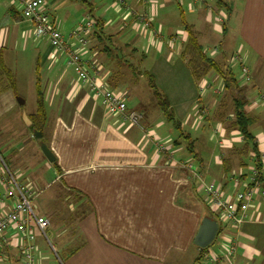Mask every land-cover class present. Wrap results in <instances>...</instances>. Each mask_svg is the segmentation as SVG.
Masks as SVG:
<instances>
[{
  "label": "crops",
  "instance_id": "1",
  "mask_svg": "<svg viewBox=\"0 0 264 264\" xmlns=\"http://www.w3.org/2000/svg\"><path fill=\"white\" fill-rule=\"evenodd\" d=\"M217 1H84L90 11L93 7L100 8L98 16L92 18L102 23L99 38L110 36V44L123 39L118 50L135 49L143 53L142 64L147 61L144 52L154 54L159 61L156 71L147 72L153 76L169 105V95L162 90L164 82L174 85L170 77L177 70L190 75V100L198 104L197 119L214 123L217 135L221 137L225 132L231 139L224 138L222 145L218 142V147H222L219 150L195 145L189 150L187 143L184 147L180 141L164 140L157 118L138 111L143 103L141 94L134 93L138 79L125 68L116 69L114 58L109 59L103 53L106 40L101 41L91 34L84 57L100 68L98 81L101 84L124 94L127 111L141 115L142 128L119 116L107 115L100 100L89 94L72 69L64 64L62 56L55 55L47 39L34 36L33 26L22 17L20 5L13 0H0V52L6 66L14 73L9 66L13 56L30 54L25 52L29 47L40 50L35 54L34 90L37 70L46 111L42 139L59 169L58 172L54 162H47L42 155L40 140L37 149L43 161L36 165L30 177L22 179L21 176L22 180L17 181L3 159L18 184L35 194L37 215L49 221L46 231L54 245L43 243L45 236L32 228L36 264H264V196L256 195L247 218L233 227L207 206L201 188V182H213L224 196L232 199L236 192L243 190L244 184L243 178L235 182L233 177L248 173L239 166L235 169V158H231L228 168L222 164L229 149L240 147L242 139L238 133L227 131L226 122L232 117L230 109L226 111L228 119L224 123L217 119L219 102L225 94L221 79L210 73L196 82L180 57L187 39L186 26L196 33L207 57L235 76L238 89L229 98L240 99L244 112L253 119L264 189V101L260 99L264 100V0H221L223 7L219 9ZM44 10L62 36L74 43L69 35L82 21L68 22L65 14L67 17L70 14L68 10L64 12L61 0H44ZM176 10L182 30L176 26ZM139 14L148 16V28L137 21ZM87 16L92 17L91 13ZM118 16L121 19L115 22L113 18ZM182 33L185 41L177 47ZM236 54L248 70L249 83L242 80L240 62L231 61ZM176 59L178 68L173 65ZM117 70L119 75L115 74ZM110 76L114 80L108 84ZM189 83L187 81V85ZM16 97L10 90L0 93V122L3 121L0 131L11 133L16 143L11 150L18 154L22 146L30 143L32 132L23 125ZM132 102H136L137 107L132 106ZM211 118L215 120L208 121ZM197 119L192 131L205 123L201 120L199 124ZM22 127L26 133L21 132ZM16 165L18 169L21 161ZM16 173L19 176V172ZM11 205L10 201H5L1 213L9 211ZM204 218L217 223L219 241L214 249H208L211 243L196 263L200 248L193 241ZM6 237L9 243H0V264H21L13 236ZM232 239L236 242L234 255L223 258Z\"/></svg>",
  "mask_w": 264,
  "mask_h": 264
},
{
  "label": "built area",
  "instance_id": "2",
  "mask_svg": "<svg viewBox=\"0 0 264 264\" xmlns=\"http://www.w3.org/2000/svg\"><path fill=\"white\" fill-rule=\"evenodd\" d=\"M21 7L22 17L33 26L36 38H45L55 55L62 56L64 64L71 68L77 80L87 88L92 97L101 102L105 113L110 116H119L126 119L132 125L142 128L141 115L137 112H128L124 102V94L110 90L98 81L100 68L93 62L85 59V50L94 30L95 23L87 17L77 30L69 35L74 43L65 39L57 26L53 23L48 13L44 10V0H13ZM197 1V0H194ZM123 5V1L120 2ZM145 28L150 26V20L146 14L136 16ZM231 61L240 62L241 77L244 83H249L251 78L248 70L242 65L239 55L232 56ZM264 101L263 98H260ZM200 180V178H198ZM239 182V177H233ZM261 169L252 165L243 180V190L236 192L233 198L223 195L220 188L213 182H201V188L206 204L210 209L219 213L221 218L233 227L239 226L246 218L247 212L256 195L264 196L262 188ZM32 192L25 186L18 184L10 174L6 165L0 159V243L7 244V235L13 236V243L20 253L21 264H36V239L32 228L42 236L49 226V221L36 215L31 207L30 197ZM5 201L12 203L9 211L1 213ZM236 242L230 240L226 246L223 258H231L234 255Z\"/></svg>",
  "mask_w": 264,
  "mask_h": 264
},
{
  "label": "rangeland",
  "instance_id": "3",
  "mask_svg": "<svg viewBox=\"0 0 264 264\" xmlns=\"http://www.w3.org/2000/svg\"><path fill=\"white\" fill-rule=\"evenodd\" d=\"M84 1L85 0H61L62 5L64 6V12L68 10L70 14L68 17L65 14V19H68V22L75 21V23H79L80 21H82V23H84L87 17H89L87 16L88 13H91L92 15L91 19L98 16L97 11L100 8L96 9L93 7L92 11H90L89 5L84 4ZM175 13H176L175 18L178 23V25L176 24V26L180 30H182L183 25L180 22L179 13L177 10L175 11ZM119 18L121 19L120 16L115 17L113 19L115 20V22H117ZM122 40L123 39H120V40L118 39L117 41L112 42L111 44L104 42L103 46L108 47L111 50L113 54L112 57L119 63L131 64L134 67H138L139 63L137 61L140 59L139 58L140 54H143V53L138 52L134 56H131V57L126 56L125 53L123 52H127V51L118 50V47L121 45L120 42ZM184 41H185V37L183 36V33H182L181 41H178L176 43V46L178 47L182 45ZM25 52H30V54H26L23 57H21L19 53L17 54L15 53L16 56H13V58L9 60V66L11 67L12 70H14V73L16 74V77H17L16 81H17L18 97L24 101V105L21 106L20 110L21 112H25V114L27 115L35 111V93H34V80H35L34 67H35V60H36L35 54L40 52V50H32L31 47H29V50ZM120 52H122V54ZM144 53L147 56V61L144 62V64H141L140 69L146 70V71L148 70L156 71V66L158 65L159 61H157L156 57L151 52H150L151 54H147L148 52H144ZM173 65H175L176 68L179 67L178 59L175 60ZM157 75L160 79V74H158V72H157ZM170 78L174 82V85L171 83L164 82L165 88H163L164 87L163 86L162 90L164 91V93H167L169 95L168 97L170 99V106L172 108L174 118L176 121L181 123L182 130L190 134L192 140L195 141L194 145L197 148L201 146H205L211 149L216 148V150H219L220 148H222V147L220 148L218 147V142H221L220 145H222L223 143L222 141H224V138L225 140H230L231 138H229L225 132H222L223 136L225 135L224 137L223 136L220 137L219 135H217V126L214 123L208 124L209 122L207 123L204 119H201V118L197 119L198 114L196 113V111L198 110V104L195 103L194 100L193 101L190 100V90L189 89L192 86V79L190 75L187 72L185 74V72L182 71L181 73L177 70ZM187 81L190 82L188 85H187ZM218 84H219V81H218ZM137 86L138 88L134 90V93L137 96H140L141 94V99L143 102L138 106L137 108L138 111H140L143 115H147L148 117H152L154 119L157 118L158 123L162 127L161 131L163 132L164 140L180 141V145L185 147L186 142L184 140L179 139L178 132L174 130L173 127L165 121L164 117H162V113L158 109L149 89L146 86V82L143 78H138ZM131 104L132 106L137 107L136 102H132ZM229 109L230 110L228 112L230 113L231 106ZM195 119H197V121L199 120V124L201 120L205 123L203 126L201 124V128H196L195 131H192V125ZM213 120L215 119L214 118L208 119V121H213ZM2 125H3V121L0 122V126ZM249 130L252 135L255 134L256 130L254 126L250 127ZM21 132L26 133L27 130L22 127ZM13 140L14 139L11 138L10 132L0 131V159L2 161L5 160L8 166V169L11 171L13 176L16 177L17 181L20 182L26 176L30 177L31 172H33L34 174L35 169H37L36 165L43 161V156L41 155L40 151L37 149V146L39 143L38 140L34 139L33 137L31 138L30 143L25 145L24 148L22 146L21 148L22 152L18 154H16L15 152H12L11 150V148H13L16 145V143ZM233 148H236V147L233 146L231 149ZM231 149H229V152ZM18 161H21V165L18 169H16L15 166H17L16 163ZM234 162H235L234 167L236 169V167L239 166V161L236 158ZM245 163L247 164V167L245 168V172L248 173V170L250 168V165H249L250 162L246 160ZM16 171L19 172V176L16 173ZM21 176H22V179L20 178ZM19 178L21 180H19ZM203 199H204V196H203ZM30 202H31V207L34 213L37 215L38 213L37 208H36L37 203H36L35 194L33 193V191H32V196L30 197ZM39 236L41 235L39 234ZM45 238H46V242L43 241V243H45L47 246L54 245V240L51 238L49 231H46ZM218 241H219V238L217 235L208 249H214ZM193 260L194 258L192 259V262ZM55 264L57 263L55 262Z\"/></svg>",
  "mask_w": 264,
  "mask_h": 264
},
{
  "label": "trees",
  "instance_id": "4",
  "mask_svg": "<svg viewBox=\"0 0 264 264\" xmlns=\"http://www.w3.org/2000/svg\"><path fill=\"white\" fill-rule=\"evenodd\" d=\"M223 4L221 0L217 1V8H222ZM95 23L94 30L92 32L93 35L98 37L99 40L108 43L111 40L110 36H105L104 39L99 38L102 35V23L99 19L93 20ZM187 32V39L184 45V48L180 54L181 59L186 63L191 76L196 82H200L202 79L207 77L210 73L216 74L222 81L223 89H224V96L221 98L219 102V106L217 109V119L218 121L224 123L228 119L227 109L231 106V114L232 117L229 121H227V131L231 132L234 131L238 133L242 139V145L239 148H233L230 150L229 155L227 158L223 159L222 164L226 168L231 163V158H237L239 161V167L244 169L247 167L245 163L248 160L252 165L256 168L261 169V161H260V153L258 151L257 145L255 144L254 136L250 133V127L253 125V119L250 118L244 112V104L243 102L238 99L237 97L229 98L230 94L238 89L237 81L232 71L229 69H223L218 63H216L211 58L207 57L205 52L202 51V47L199 45L197 40L196 33L192 30L191 27L186 26ZM100 34V35H99ZM101 37V36H100ZM105 47V46H104ZM129 49L128 47H126ZM109 48L105 47L103 53L107 54L109 59H112V52H108ZM110 51V50H109ZM122 54V52H120ZM126 56L131 57L136 55L138 52L135 49H130L129 52H123ZM138 67H134L131 64H122L118 61L114 60L116 65V69L125 68L135 80L138 78H143L146 82V86L149 89L158 109L162 112L163 117L167 123H169L174 130L178 132V137L181 140H184L187 145L188 149L193 147L194 141H192L190 134L184 132L182 130L181 123L175 120L174 114L172 109L170 108L169 102L167 98L158 90L155 80L153 76L145 70H141L140 66L144 60V54H140ZM115 73L119 75V72ZM36 74V81H35V96H36V110L33 115L27 116L31 122V126L29 127V131H43L45 121H46V111L44 106L43 100V93L41 90L38 71H35ZM110 80H114L113 76H110L107 80V83H110ZM11 91L13 95L16 97L18 96L17 89H16V78L14 73L6 66L3 61L2 54L0 52V93L5 91ZM41 142L46 143L43 139L40 140ZM178 143V142H176ZM53 165L59 172V169L54 162ZM245 179V176L240 174L239 179ZM205 249H199V254L196 258V263H199L203 257V253L206 251Z\"/></svg>",
  "mask_w": 264,
  "mask_h": 264
},
{
  "label": "water",
  "instance_id": "5",
  "mask_svg": "<svg viewBox=\"0 0 264 264\" xmlns=\"http://www.w3.org/2000/svg\"><path fill=\"white\" fill-rule=\"evenodd\" d=\"M16 102L19 106L24 105V101L19 97H16ZM21 119L27 128L31 126V122L28 119L25 112H21ZM32 137L36 140H41L42 132L33 130ZM39 148H40L42 155L47 160V162L53 163L55 161V157L53 153L51 152V150L45 143L41 142L39 145ZM217 231H218L217 223L209 218H204L195 235V238L193 241L194 245L200 249L207 248L214 241Z\"/></svg>",
  "mask_w": 264,
  "mask_h": 264
}]
</instances>
